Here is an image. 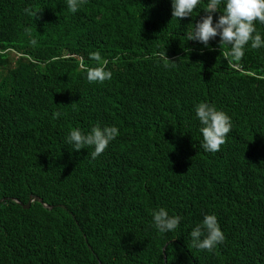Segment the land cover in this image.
<instances>
[{
	"label": "trees",
	"instance_id": "obj_1",
	"mask_svg": "<svg viewBox=\"0 0 264 264\" xmlns=\"http://www.w3.org/2000/svg\"><path fill=\"white\" fill-rule=\"evenodd\" d=\"M206 3L177 21L170 0H0V264H264V48L187 41ZM97 52L111 78L89 82ZM198 103L230 118L217 152ZM96 124L119 134L95 159L64 144ZM31 196L54 208L16 203ZM205 214L225 235L211 252L189 237Z\"/></svg>",
	"mask_w": 264,
	"mask_h": 264
},
{
	"label": "clouds",
	"instance_id": "obj_2",
	"mask_svg": "<svg viewBox=\"0 0 264 264\" xmlns=\"http://www.w3.org/2000/svg\"><path fill=\"white\" fill-rule=\"evenodd\" d=\"M170 5L171 17L178 21L185 17H193V12L201 5V0H170ZM66 6L75 13L79 6L78 0H66ZM220 7L223 8V12L218 11ZM204 12L205 15L194 25L190 23L191 29L184 32L183 36L187 41L199 43L204 48L210 49L212 46L209 45V41L219 37V45H227L229 54L235 60L243 56L246 45L252 49L264 48V35L256 29V24L264 25V0H207ZM214 13H220L215 22L213 21ZM70 57L71 55L65 56V58ZM157 57L163 67L174 66L175 62L167 58L165 49L158 51ZM92 59L98 62V66L87 71L88 81L102 82L110 79L111 72L106 69L108 60H104L98 52L92 54ZM194 113L202 136L200 147L207 152L219 151L220 146L225 143L226 135L231 131L229 116L208 103L195 105ZM56 115L58 113H53V116ZM118 134V128L115 126L96 124L87 132H82L79 128L70 130L64 139V144L72 151L92 147L91 158L95 159ZM31 198L37 197L31 196ZM3 202L4 200L0 201V204ZM40 204H43V201ZM51 207L48 206L46 209L54 208L51 209ZM179 222L180 217L170 215L164 207L152 211L151 224L158 233L165 234L175 231ZM189 237L194 248L209 252L225 240L216 216L211 214L203 216L202 221L191 229Z\"/></svg>",
	"mask_w": 264,
	"mask_h": 264
},
{
	"label": "water",
	"instance_id": "obj_3",
	"mask_svg": "<svg viewBox=\"0 0 264 264\" xmlns=\"http://www.w3.org/2000/svg\"><path fill=\"white\" fill-rule=\"evenodd\" d=\"M35 201H38L39 203H42V201L39 200L38 198H35V199L31 198L30 201H29V203H28L26 206H25L23 203L19 202V201H17V203H18L20 206H22L24 209H30L31 204H32L33 202H35ZM44 207H45V208H48L47 205H44ZM51 209H52V207H51Z\"/></svg>",
	"mask_w": 264,
	"mask_h": 264
},
{
	"label": "rangeland",
	"instance_id": "obj_4",
	"mask_svg": "<svg viewBox=\"0 0 264 264\" xmlns=\"http://www.w3.org/2000/svg\"><path fill=\"white\" fill-rule=\"evenodd\" d=\"M14 59H15V58H14V57H12L11 61H14Z\"/></svg>",
	"mask_w": 264,
	"mask_h": 264
}]
</instances>
